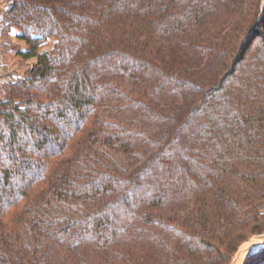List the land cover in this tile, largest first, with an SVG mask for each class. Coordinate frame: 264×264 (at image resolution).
I'll list each match as a JSON object with an SVG mask.
<instances>
[{
  "label": "trees",
  "instance_id": "obj_1",
  "mask_svg": "<svg viewBox=\"0 0 264 264\" xmlns=\"http://www.w3.org/2000/svg\"><path fill=\"white\" fill-rule=\"evenodd\" d=\"M7 20L34 62L2 84L0 264H232L264 232L263 0H12Z\"/></svg>",
  "mask_w": 264,
  "mask_h": 264
},
{
  "label": "rangeland",
  "instance_id": "obj_2",
  "mask_svg": "<svg viewBox=\"0 0 264 264\" xmlns=\"http://www.w3.org/2000/svg\"><path fill=\"white\" fill-rule=\"evenodd\" d=\"M11 1L12 0H10V2ZM4 33L7 35V40L4 41V47L6 48L7 52L11 54L10 59H7L10 65L9 71L17 75V79L10 82H16L20 77H23L25 75L26 70L34 62V59H25L19 54V51L21 49L24 50L28 46L25 40L17 37V30L15 28H12L8 32L5 30ZM6 81L9 80H5V82ZM2 84L0 85V88L2 87ZM1 90L2 93L0 94V96H2L3 98L9 95V88L3 86Z\"/></svg>",
  "mask_w": 264,
  "mask_h": 264
},
{
  "label": "built area",
  "instance_id": "obj_3",
  "mask_svg": "<svg viewBox=\"0 0 264 264\" xmlns=\"http://www.w3.org/2000/svg\"><path fill=\"white\" fill-rule=\"evenodd\" d=\"M10 0H0V85L5 80L14 81L17 79V75L11 73L9 70V62L6 58V48L4 47V41L7 40V35L4 33V29L7 25V10L10 7Z\"/></svg>",
  "mask_w": 264,
  "mask_h": 264
},
{
  "label": "water",
  "instance_id": "obj_4",
  "mask_svg": "<svg viewBox=\"0 0 264 264\" xmlns=\"http://www.w3.org/2000/svg\"><path fill=\"white\" fill-rule=\"evenodd\" d=\"M264 5V0H263ZM264 247V232L254 235L247 240L236 254L232 264H244L245 259L254 251Z\"/></svg>",
  "mask_w": 264,
  "mask_h": 264
},
{
  "label": "crops",
  "instance_id": "obj_5",
  "mask_svg": "<svg viewBox=\"0 0 264 264\" xmlns=\"http://www.w3.org/2000/svg\"><path fill=\"white\" fill-rule=\"evenodd\" d=\"M10 56H11V54L6 52V57H7L8 60L10 59Z\"/></svg>",
  "mask_w": 264,
  "mask_h": 264
}]
</instances>
